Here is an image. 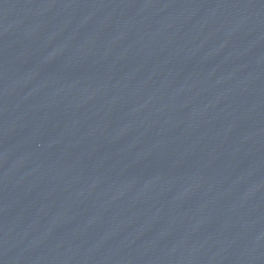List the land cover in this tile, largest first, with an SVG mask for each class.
Wrapping results in <instances>:
<instances>
[{"label": "water", "instance_id": "1", "mask_svg": "<svg viewBox=\"0 0 264 264\" xmlns=\"http://www.w3.org/2000/svg\"><path fill=\"white\" fill-rule=\"evenodd\" d=\"M0 264H264V0H0Z\"/></svg>", "mask_w": 264, "mask_h": 264}]
</instances>
